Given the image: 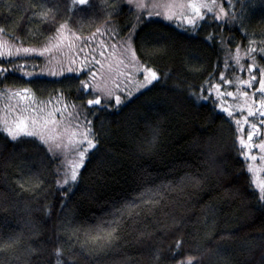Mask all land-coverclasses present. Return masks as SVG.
Segmentation results:
<instances>
[{
    "label": "trees",
    "instance_id": "16d2710c",
    "mask_svg": "<svg viewBox=\"0 0 264 264\" xmlns=\"http://www.w3.org/2000/svg\"><path fill=\"white\" fill-rule=\"evenodd\" d=\"M107 2L111 4L116 0ZM219 2L227 13L241 14L239 0H232V7L224 0ZM28 3L33 7L25 11L24 6ZM40 3L41 0H0V27L14 32L23 46L38 47L27 37L29 29L42 31L46 26L33 15V11H41L37 6ZM69 3L70 0H47V7L60 6L64 14L57 19L62 23L68 19L69 13L64 10ZM92 5L88 12L76 11L68 19L69 26L78 35H90L97 27L116 26L120 37H123L131 24L136 23L135 10L127 6L121 5V14L111 16V24H106L104 0H92ZM245 5L242 25L216 23L209 15L201 22L200 28L158 16L145 19L147 15L142 12L138 35L133 39L136 55L143 65L153 67L161 74L169 73V77L155 87L142 90L143 95L136 92L131 98L123 99L118 108L86 106L81 110L100 134L102 150L93 152L90 159L85 161L78 182L70 192L66 188H57L56 180L63 179L55 174L59 159H53L34 138H23L13 144L1 124L0 192L7 195L10 203L7 210H0V238L22 232L25 243L40 248L32 257L33 264H53V249L59 242L66 240L62 228L65 222L83 229L96 225L101 219L110 220L112 216L108 213L112 207L128 200L144 184L179 181L186 173H192L200 179L199 186L185 189V194L179 197V203L166 209L178 218L183 217L176 227L164 230L149 220V231L153 233L151 237L137 240L135 234L126 229L118 250L94 257L79 255L76 264H119L125 258H128L129 264H153L157 250L160 254L158 264H176L177 260L185 256H198L202 249L198 250L197 245L200 233L204 230L201 221L205 216L210 218V222H215L211 241L206 245L208 248L216 247L219 241L231 264H264V205L258 202V194L251 187L247 162L240 155L241 148L236 141V125L214 106V102L229 106V98H217L214 92L210 94L207 91L210 85L221 83V71L229 80L247 78L248 73L245 70L239 73L228 52L235 55L237 44L240 50H245L248 39L257 42L264 39L261 34L264 31V7L258 3L250 6L247 0ZM241 27L252 35L246 36L240 30ZM210 34L213 39H206ZM2 37L9 44H16L12 36ZM139 39L145 41V49L162 44L166 52L142 56L137 43ZM220 40L224 44L219 43ZM239 55L241 63L247 66L248 59L241 53ZM31 57L0 58V67L12 68L13 64H25L26 71L39 73V58H33L30 62L35 70L28 68L27 62ZM225 60L227 68L224 67ZM257 63L264 66V58L259 54ZM86 78L83 73L32 77L18 70L0 73V111L5 105L2 102L4 95L22 88L30 89L33 97L40 101L60 98L57 96L59 90L66 104H83L93 98L92 95L77 91L79 80ZM236 89L234 84H222L220 91L235 92ZM190 93L209 96V99L198 101ZM149 98L163 99L165 103L155 110L146 103ZM237 113L234 114L239 119ZM149 121H159L160 136L155 149L146 153L140 149L148 135L146 123ZM247 131L245 127L239 135L246 139ZM259 140L253 139V142L259 143ZM209 154H214L218 168L209 167ZM253 154L258 155V151L254 149ZM252 163L260 164L259 161ZM35 177L41 181L36 192L21 191L16 183H23L25 188H29L26 181L31 178L34 184ZM45 207L49 214H45ZM32 225L38 229V234L29 240ZM221 236L229 239L220 241ZM177 240L180 241L178 251ZM246 242L255 245L252 251L243 247ZM73 251L80 252L78 244ZM6 259L8 257L0 253V264H5ZM201 264H217V258L206 253L201 258Z\"/></svg>",
    "mask_w": 264,
    "mask_h": 264
},
{
    "label": "snow or ice",
    "instance_id": "6c2138e0",
    "mask_svg": "<svg viewBox=\"0 0 264 264\" xmlns=\"http://www.w3.org/2000/svg\"><path fill=\"white\" fill-rule=\"evenodd\" d=\"M224 2L232 7V0H224ZM239 2L241 4V14L238 16L235 12L227 13L219 0H165L163 3H161V0H152L150 5L145 3L144 0H116L111 4L104 0L106 24H111V16L121 14V5L127 6L130 10H135L136 23L131 24L127 33L120 37L117 43L105 44L104 41H100L98 54L101 59H96L97 50L90 48V43L95 40V37L98 34L106 33L111 39H116L120 36V32L116 26L105 28L103 33L101 27H97L96 31L90 35L82 36L78 35L76 30L69 26L68 19H71V14L76 11L88 12L93 6L92 0H70L64 10L69 13L68 19H65L62 23L57 19L58 16L64 14L60 6L47 7V0H41V3L37 5L41 11H33V15L37 16L46 26L42 31L29 29L27 37L28 40L34 41L39 46L25 47L23 42L14 35V32L0 27V36H12L13 40L16 41V44H9L6 40L0 39V58H27L31 56L50 58L58 55L61 71L45 73L42 70L40 73H33L26 71L25 64H13L12 68L0 67V73L18 70L28 77L44 74L64 76L65 73H84L87 78L79 80L77 91L85 95H92L94 98L87 99L80 105L64 104L59 109L49 110L48 105L51 104V99L46 102H37L28 88H22L15 92L9 91L10 98L15 97L20 102H26L17 106H8V114L12 117L11 120L0 117V124H3V130L7 133L9 141L15 144L23 138H34L38 145L43 146L53 159L60 160L55 169V174L62 176L63 179H57L56 185L58 189L64 190L66 188L70 192L78 182L80 170L85 166V161L90 159L93 152L102 150L100 134L93 128L92 121L87 118V114H84L81 110L86 106L118 108L122 104L121 95H124L126 99L131 98L133 91L128 90L127 85L122 89L118 78L122 77L128 83H133L135 92L143 95L142 90H148L150 86L155 87L169 77V73L161 74L153 67L141 64L136 55V49L133 48V39L137 37V29L141 23V10L147 12L145 19L153 15L163 16L170 21L173 19L180 20L186 26L192 28L202 27L201 22L205 21L209 15L216 23L242 25L243 11L246 5L245 0H239ZM247 3L250 6H255L258 3L261 7H264V0H247ZM32 7L31 3L24 6L25 11ZM158 9H163V11ZM240 30L244 31L246 36L252 35L247 33L243 27ZM261 34L264 36V31ZM206 39L211 40L213 37L210 34ZM137 43L140 46L142 56L164 54L166 52V48L162 44L159 47L145 49L143 39H139ZM219 43L224 44V41L220 40ZM256 44H259V46L253 47ZM224 46L226 48V44ZM108 47L112 51L106 55L105 50ZM239 53L240 45L237 44L236 54L232 55L229 51L228 55L233 63L243 70L244 66L241 64L242 58ZM257 54L264 58V39L259 42L248 39L244 53V56L249 60L247 79L236 77L234 81L229 80L225 78L224 72L221 71L219 74L221 83L210 85L207 91L210 94L214 92L217 98L233 97V92H222L220 89L222 84L231 85L235 83L237 88L235 98L239 103L235 106L224 107L214 102V106L218 107L220 112L236 125V132L238 133L236 141L241 148L240 155L247 162L251 187L258 194V202L264 205V139H261L259 143L253 142V137L260 136L261 129H264V66L257 63ZM80 55H83V59H79ZM224 67H228L227 60L224 61ZM254 70L259 73V79L253 74ZM137 74L142 75L143 79L134 81L133 77ZM242 86H247L251 90V94L249 91H242ZM117 92H120L121 95L116 94ZM190 95L198 101L209 99V96H196L195 93H190ZM57 96L63 100V93L59 90ZM102 96L103 103L101 102ZM146 103L153 109L159 110L165 100L149 98ZM69 107L72 111H67ZM237 111L239 112V119L234 114ZM57 114H59V119H56ZM81 115L84 116L83 120H80ZM249 117L256 118L258 122H250ZM244 125H248L246 139L243 135H239ZM146 130L148 135L144 138L140 150L151 153L159 141V121L147 122ZM254 149L258 151L259 155L253 154ZM69 156L73 159L69 160ZM255 161H259L260 164L252 163ZM208 163L210 168L219 167L216 164L214 154H209ZM35 179L36 183L34 184L31 183V178L26 181V183H29V188H25L23 183H16L21 191L36 192L40 188L41 181L39 177H35ZM200 183L198 176L192 173H186L179 178V181H169L159 185L146 183L128 200L122 201L119 206L114 205L112 207V210L108 213L112 216L110 220L104 221L101 219L96 225L83 229L79 226H73L71 222H65L62 228L66 240L59 242L53 249V264H76V257L79 255L86 254L88 257H94L109 251H116L124 240L126 229H130L137 240L151 237L153 233L149 231V220L164 230L176 227L183 217L178 218L166 209L179 203V197L185 194V189L197 187ZM173 193L176 194L175 197L172 196ZM64 194L66 195V192ZM9 203L7 195L0 192V210H7ZM44 211L45 214H49L47 207ZM157 214H159V217ZM201 223L204 230L200 233V242L197 245L198 250L202 249L199 251V255L185 256L183 259L177 260L176 264H201V258L206 253L214 255L217 258V264H231L230 258L225 254V249L219 241L216 242L214 248L206 246L211 241L215 230L214 220L210 222V218L205 216ZM37 234L38 229L35 225H32L28 239H34ZM81 234H83V239H81ZM227 239H229L227 236L220 237V241ZM262 240H264V237H262ZM65 244H67V247H65ZM77 244L80 249L78 253L73 251ZM179 245L180 241L177 240V251ZM243 247L252 251L255 245L246 242ZM39 251V247H33L31 243L24 242L22 232L9 235L7 238H0V253L8 257L5 264H33L32 257ZM159 260L160 254L157 250V254L153 257V264H158ZM119 264H129L128 258H125Z\"/></svg>",
    "mask_w": 264,
    "mask_h": 264
},
{
    "label": "rangeland",
    "instance_id": "374dc122",
    "mask_svg": "<svg viewBox=\"0 0 264 264\" xmlns=\"http://www.w3.org/2000/svg\"><path fill=\"white\" fill-rule=\"evenodd\" d=\"M144 2L145 3H147V4H151L152 3V0H144ZM163 2H165V0H161V3H163ZM158 10H160V11H163V9H158ZM153 11H156V10H153ZM141 12H143V13H145L146 15H147V12L146 11H143V10H141ZM153 16H156V15H153ZM158 17H161V18H164L163 16H158ZM165 19V18H164ZM171 21H177V22H181V23H183L182 21H180V20H176V19H173V20H171ZM185 24V23H184ZM104 29L105 28H102L101 30H102V33L104 32ZM88 36V35H87ZM0 39H1V36H0ZM2 39L3 40H6V39H4L3 37H2ZM120 39V36L119 37H116V39H111L106 33L105 34H98L96 37H95V40L94 41H92L91 43H90V48H92V49H96L97 51H96V59H101V57L99 56V51H100V49H99V47H98V45H99V43H100V41H104L105 42V44H110V43H117V40H119ZM7 41V40H6ZM117 47H119V45H117ZM133 48H134V46H133ZM106 55L109 53V52H111L112 51V49L110 48V47H108L106 50ZM240 53L242 54V55H244V53H245V50H240ZM241 56V55H240ZM33 58H39L40 60H41V64L38 66V70H39V73L43 70L45 73H48V72H51V71H56V72H59V71H61V67H60V65H59V63H58V61L60 60V57L57 55V56H54V57H50V58H41V57H36V56H33V57H31L30 58V60L27 62V64L30 66V67H28L31 71H33V70H35V66L33 65V63H30L31 62V60L33 59ZM79 59H83V55H80V57H79ZM249 61V60H248ZM66 63V62H65ZM142 64V63H141ZM242 64V63H241ZM262 65V64H261ZM244 66V68H243V70H245L246 72H247V66H245V65H243ZM238 71H239V73L241 74L242 73V71H241V69H239L238 68ZM84 74V73H83ZM253 74H255L256 76H257V79H259V73L258 72H256L255 70H254V73ZM85 75V74H84ZM52 76V75H51ZM86 76V75H85ZM143 79V76L142 75H139V74H137V75H135L134 77H133V80L134 81H138V80H142ZM247 79V78H246ZM118 80H119V82L121 83V88L122 89H124L125 88V85H127V89L128 90H132L133 91V94L134 93H136L135 92V90H134V84L133 83H128L126 80H124L122 77L121 78H118ZM234 84V86H236L235 85V83H233ZM241 90L242 91H249L250 92V94H251V90H249L248 88H247V86H242L241 87ZM18 91V90H17ZM12 92H15V91H12ZM228 92H233L234 93V96L233 97H227V98H229V102L230 103H228L229 105H232V106H235V105H237L238 103H239V101L235 98V94H236V92H237V89H236V91L234 92V91H230V90H228ZM9 93V92H8ZM116 94H118V95H121V93L120 92H117ZM7 94H5L4 96V98L2 99V102L3 103H5V105H4V107L2 108V110L0 111V117H2V118H6V119H9V120H11L12 119V117L8 114V106L9 105H12V106H17L18 104H22V103H26V102H20V101H18L15 97H11L10 98V96H9V94L6 96ZM94 98V97H93ZM225 98V97H224ZM35 99V98H34ZM55 100H51V104H49L48 105V109L49 110H54V109H59V108H61V107H63V105L64 104H66V102L64 101V99L63 100H61L60 98H54ZM121 99L123 100V99H125V96L124 95H121ZM37 102H40V99H35ZM57 101H60L59 103L57 102ZM46 102V101H45ZM101 102H104V99H103V96L101 97ZM113 103H114V101H112ZM67 111H71V109L70 108H68V110ZM237 113V112H236ZM237 114H239V113H237ZM81 117H82V115L80 116V120H81ZM60 117H59V114H57V116H56V119H59ZM250 118V117H249ZM253 118V117H252ZM249 121L250 122H252V123H257L258 121H257V119L256 118H253V119H249ZM1 125V124H0ZM245 127H247L248 128V125H244V128ZM264 130V129H263ZM262 129H261V135L260 136H254L253 137V139H255V140H257L258 138L261 140V139H264V131H263ZM259 140V141H260ZM258 155H259V153H258ZM68 159L69 160H72L73 159V157H71V156H69L68 157Z\"/></svg>",
    "mask_w": 264,
    "mask_h": 264
}]
</instances>
